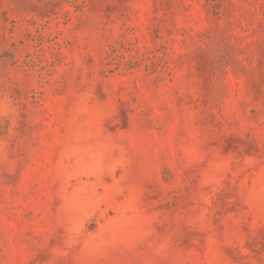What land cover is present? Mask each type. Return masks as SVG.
Returning a JSON list of instances; mask_svg holds the SVG:
<instances>
[{"label":"rangeland","instance_id":"1","mask_svg":"<svg viewBox=\"0 0 264 264\" xmlns=\"http://www.w3.org/2000/svg\"><path fill=\"white\" fill-rule=\"evenodd\" d=\"M0 264H264V0H0Z\"/></svg>","mask_w":264,"mask_h":264}]
</instances>
